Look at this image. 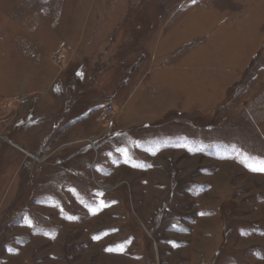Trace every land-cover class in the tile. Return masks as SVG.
Returning a JSON list of instances; mask_svg holds the SVG:
<instances>
[{
  "label": "rangeland",
  "instance_id": "1",
  "mask_svg": "<svg viewBox=\"0 0 264 264\" xmlns=\"http://www.w3.org/2000/svg\"><path fill=\"white\" fill-rule=\"evenodd\" d=\"M262 165L264 0H0V264H264Z\"/></svg>",
  "mask_w": 264,
  "mask_h": 264
},
{
  "label": "snow or ice",
  "instance_id": "2",
  "mask_svg": "<svg viewBox=\"0 0 264 264\" xmlns=\"http://www.w3.org/2000/svg\"><path fill=\"white\" fill-rule=\"evenodd\" d=\"M77 75L80 76L81 78H83V72H78ZM253 170L254 171H262V172H264V165H262L259 168H255ZM69 219H74V217H69ZM109 250L111 251V249H109Z\"/></svg>",
  "mask_w": 264,
  "mask_h": 264
}]
</instances>
